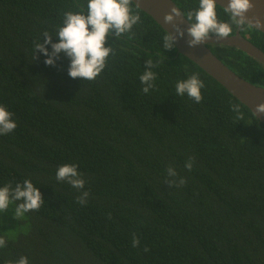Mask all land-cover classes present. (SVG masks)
<instances>
[{"label": "trees", "instance_id": "1", "mask_svg": "<svg viewBox=\"0 0 264 264\" xmlns=\"http://www.w3.org/2000/svg\"><path fill=\"white\" fill-rule=\"evenodd\" d=\"M173 1L186 18L199 4ZM87 2L0 0V104L17 123L0 135V187L30 179L44 198L19 217L13 238L2 232L0 214L7 241L0 264L21 256L28 264H264V123L176 46L165 49L168 33L133 1L141 22L109 35L105 46L115 54L95 80L71 78L62 53L46 65L35 44L45 31L58 42L63 13L87 14ZM216 11L232 24L225 8L216 4ZM241 34L264 51L263 32L245 23ZM207 46L264 86L258 59L233 46ZM149 58L159 63L155 88L145 94L139 77ZM193 73L205 84L200 103L175 91ZM64 163L78 165L84 189L56 180ZM169 166L177 177L167 176ZM180 177L186 183L179 187L165 183ZM82 191L89 192L84 205L76 202Z\"/></svg>", "mask_w": 264, "mask_h": 264}, {"label": "clouds", "instance_id": "2", "mask_svg": "<svg viewBox=\"0 0 264 264\" xmlns=\"http://www.w3.org/2000/svg\"><path fill=\"white\" fill-rule=\"evenodd\" d=\"M132 0H88L87 14L83 12H73L71 10L63 13V24L58 27L56 36L58 42H52V35L47 31L43 34V41L35 44L37 50L46 57V65H55L59 54H64L70 59L68 75L75 79L95 80L106 67L107 58L110 53L115 54L111 46H105L109 35L119 37L121 34L128 33L133 26L140 23L139 13L133 14L130 9ZM217 0H199L198 7L187 13V19L194 22L187 28L189 46H196L205 43L208 38L215 36L217 40L229 37L233 31L232 24L243 26L248 21L246 13L253 7L252 0H228L225 11L230 13L232 24L219 20L216 11ZM180 15L177 9L172 8L171 13L165 15V21L172 23L174 16ZM259 23V21H258ZM179 36L184 35V30L178 25L173 24ZM163 47L172 49L175 46L177 36L168 33L163 36ZM51 45L49 52L46 45ZM147 69L140 75L139 80L143 85L142 91L147 94L150 89L155 88L156 73L152 68L159 63L152 59L145 61ZM205 87L204 81L199 78L197 73L188 76L187 79L178 80L175 84V91L178 95H187L194 102L200 103L203 99L201 89ZM232 110L238 114V119H243L239 105H232ZM256 113H264V102L256 105ZM13 114L0 104V135L11 133L17 123L12 118ZM194 158L189 157L185 162V168L191 171ZM175 168H167L169 178L177 177ZM56 180L67 182L71 187L80 191L84 189L85 180L75 163H64L56 170ZM165 183L169 187H179L186 183L184 177L176 179H166ZM88 191H82L76 197V202L84 205L87 203ZM19 201L13 210L15 218L23 216L29 211L38 210L44 203L41 191L30 179H25L22 183H16L15 187L9 182L0 187V213L8 211L11 202ZM139 238L133 234L132 246H139ZM7 241L0 236V248H4ZM145 251L149 249L145 247ZM5 264H28V258L21 256L15 261H6Z\"/></svg>", "mask_w": 264, "mask_h": 264}, {"label": "water", "instance_id": "3", "mask_svg": "<svg viewBox=\"0 0 264 264\" xmlns=\"http://www.w3.org/2000/svg\"><path fill=\"white\" fill-rule=\"evenodd\" d=\"M134 4L150 15L167 33L177 36L175 46L178 53L189 58L208 75L219 82L228 92L243 103L255 116L264 123V113L255 112L256 105L264 102V86H257L236 74L223 61H221L208 48V43L225 44L241 49L243 52L258 59L264 64V51L241 34V26H238L236 33L229 37L217 40L211 36L205 43L196 46H189L187 28L190 22L180 11L173 0H132ZM228 0H217V5L225 8ZM253 7L246 13L248 21L246 24L264 33V0H252ZM172 8L177 9L180 15L172 13V23L165 21V15L171 13ZM259 21V23H258ZM173 24L184 30V35L179 36Z\"/></svg>", "mask_w": 264, "mask_h": 264}, {"label": "rangeland", "instance_id": "4", "mask_svg": "<svg viewBox=\"0 0 264 264\" xmlns=\"http://www.w3.org/2000/svg\"><path fill=\"white\" fill-rule=\"evenodd\" d=\"M10 207L8 211L2 212L1 217H2V232L10 237L13 238L17 235V233L20 230L21 224L19 223L18 219L15 218L13 209Z\"/></svg>", "mask_w": 264, "mask_h": 264}]
</instances>
